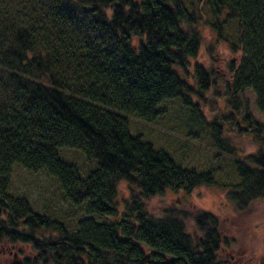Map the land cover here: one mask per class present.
Returning a JSON list of instances; mask_svg holds the SVG:
<instances>
[{"label": "trees", "instance_id": "16d2710c", "mask_svg": "<svg viewBox=\"0 0 264 264\" xmlns=\"http://www.w3.org/2000/svg\"><path fill=\"white\" fill-rule=\"evenodd\" d=\"M201 26L238 55L226 68L229 101L251 90L264 118V0H0V246L30 251L8 264H231L235 242L219 218L189 207L194 191L215 187L213 171L183 166L130 130V118L154 123L178 101L193 117L185 139L208 125L232 157L235 180L223 188L233 214L264 202V146L241 156L193 101L214 82L201 67L196 86L185 76ZM244 122L259 127L248 112ZM60 150L92 168L82 173ZM15 166L53 180L79 214L72 225L10 193ZM169 194L182 201L147 211Z\"/></svg>", "mask_w": 264, "mask_h": 264}, {"label": "rangeland", "instance_id": "374dc122", "mask_svg": "<svg viewBox=\"0 0 264 264\" xmlns=\"http://www.w3.org/2000/svg\"><path fill=\"white\" fill-rule=\"evenodd\" d=\"M200 33L203 41L201 49L197 57L190 61L185 76L193 86H196L193 80L195 68L201 67L210 73V80L214 78V82L209 84L201 98L193 97V101L199 104L198 109L205 122L220 123L224 128H228L225 129L227 136L224 135V138L228 137L232 141L238 149V154L241 156L254 154L261 145L264 146V118L256 108L255 96L251 90H245L242 95L235 98L232 105L225 87L228 77L226 68L230 62L238 59V55L231 54L228 44H216L210 31L203 26L200 27ZM162 108V116L154 123H144L136 118H130L131 132L142 133L155 145L164 147L171 157L183 166L213 171L215 187H201L194 191L189 199V207L219 218L223 236L235 242L234 251L229 249L225 253L231 259V264L232 260L235 264H264V202L256 205V211L252 216L234 215L223 188L235 180L231 165L232 157L216 150L215 143L210 138L208 125L204 128L194 125L192 130L198 131V137L185 139L188 132L187 124H191L193 117L182 109L178 101L164 103ZM246 112L259 127L244 122ZM189 118L190 121L187 122ZM238 128L243 132H239ZM59 156L63 161L76 165L82 173L92 168L79 152L60 150ZM9 191L13 195L25 196L36 212L67 224L72 225L79 216L63 200L56 184L44 172L30 173L20 167H13ZM128 194L124 183L121 184L118 199L126 200ZM181 198V195L169 194L151 199L145 203L146 209L150 214L159 216L162 210L174 205L176 200L182 201ZM29 254V249L24 246H0V264L20 260Z\"/></svg>", "mask_w": 264, "mask_h": 264}]
</instances>
